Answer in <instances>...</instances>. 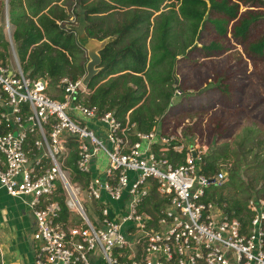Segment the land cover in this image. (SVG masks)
I'll list each match as a JSON object with an SVG mask.
<instances>
[{
    "label": "built area",
    "instance_id": "built-area-1",
    "mask_svg": "<svg viewBox=\"0 0 264 264\" xmlns=\"http://www.w3.org/2000/svg\"><path fill=\"white\" fill-rule=\"evenodd\" d=\"M11 47L0 60V190L34 218L35 264H264V198L247 202L246 226L205 202L228 174L202 173L208 147L189 143L184 125L168 117L167 130L143 133L86 106L83 78L26 76ZM72 152L85 187L72 180Z\"/></svg>",
    "mask_w": 264,
    "mask_h": 264
},
{
    "label": "trees",
    "instance_id": "trees-1",
    "mask_svg": "<svg viewBox=\"0 0 264 264\" xmlns=\"http://www.w3.org/2000/svg\"><path fill=\"white\" fill-rule=\"evenodd\" d=\"M62 0H8V18L14 29L12 39L24 74L30 78H48L53 82L67 78L77 81L86 75L89 62L79 45L75 30L64 24L71 18ZM83 11L85 33L89 38L111 39L101 56V71L91 82L86 106L102 113L113 112L124 124H136L139 131L151 132L172 105L175 91L173 73L181 57L193 49L209 12L229 18L237 16L228 0H77ZM259 17L244 20L233 37L246 40L248 31ZM225 33L222 22H216ZM0 47L7 50L0 30ZM217 48L215 45L211 49ZM264 53V39L250 47ZM4 55L0 53V59ZM183 163L182 156H168ZM219 156L201 160L202 173L215 175ZM76 154L67 163L73 182L85 187L89 177L76 168ZM227 171V170H226ZM228 174V172H227ZM224 186L210 188L205 202L225 205L227 213L244 226L250 222L248 201L224 204ZM63 217L67 208L63 199Z\"/></svg>",
    "mask_w": 264,
    "mask_h": 264
},
{
    "label": "rangeland",
    "instance_id": "rangeland-1",
    "mask_svg": "<svg viewBox=\"0 0 264 264\" xmlns=\"http://www.w3.org/2000/svg\"><path fill=\"white\" fill-rule=\"evenodd\" d=\"M76 1L59 4L71 15L64 25L84 40L83 11ZM228 5L236 7L237 16L209 12L195 46L179 59L175 74L183 97L172 101L177 114L170 108L158 122L160 129L167 130L164 119L170 117L172 129L185 126L189 143L199 142L208 147V156L220 157L218 169L228 172L222 191L226 205L264 198V53L250 50L264 39V0H228ZM253 16L259 18L246 40L235 39V28ZM7 20L8 0H0V30L8 43L0 53L1 59L9 60L14 27ZM217 21L225 33H220ZM213 45L217 48L211 49ZM51 88L55 91L56 86ZM86 208L96 210L93 203Z\"/></svg>",
    "mask_w": 264,
    "mask_h": 264
},
{
    "label": "crops",
    "instance_id": "crops-1",
    "mask_svg": "<svg viewBox=\"0 0 264 264\" xmlns=\"http://www.w3.org/2000/svg\"><path fill=\"white\" fill-rule=\"evenodd\" d=\"M34 230L35 221L28 209L0 190V264H35Z\"/></svg>",
    "mask_w": 264,
    "mask_h": 264
},
{
    "label": "water",
    "instance_id": "water-1",
    "mask_svg": "<svg viewBox=\"0 0 264 264\" xmlns=\"http://www.w3.org/2000/svg\"><path fill=\"white\" fill-rule=\"evenodd\" d=\"M84 40L78 39L79 45L83 48V50L87 53V57L89 62L86 65V75L83 77V85L86 88H89L91 82L95 79V77L101 71V56L100 53L104 50L107 44L111 41V39H106L103 41H99L96 39L89 38L86 33H84ZM175 86L179 85V79L177 78L175 72L172 75ZM193 150V146H191ZM196 152L193 151V157L196 158Z\"/></svg>",
    "mask_w": 264,
    "mask_h": 264
}]
</instances>
